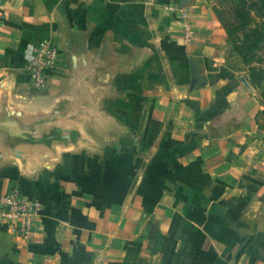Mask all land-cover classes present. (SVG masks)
I'll list each match as a JSON object with an SVG mask.
<instances>
[{
	"label": "crops",
	"instance_id": "crops-1",
	"mask_svg": "<svg viewBox=\"0 0 264 264\" xmlns=\"http://www.w3.org/2000/svg\"><path fill=\"white\" fill-rule=\"evenodd\" d=\"M169 4L1 1L11 97L47 102L90 63L112 119L88 129L95 150L0 161V191L39 206L26 237L0 223V264H264V111L206 1L185 5L187 40ZM41 41L57 55L34 89L23 66Z\"/></svg>",
	"mask_w": 264,
	"mask_h": 264
},
{
	"label": "water",
	"instance_id": "water-1",
	"mask_svg": "<svg viewBox=\"0 0 264 264\" xmlns=\"http://www.w3.org/2000/svg\"><path fill=\"white\" fill-rule=\"evenodd\" d=\"M190 1L178 0V6ZM72 64L75 65V59ZM92 73L90 63L85 69L73 71L67 92L47 102L13 99L14 78L11 73L3 76L0 79V161L12 159L22 171H28L38 163L52 165L62 151L97 149L98 144L88 129L99 132L101 123L112 116L98 106L104 87L89 82ZM239 78L249 87L242 75Z\"/></svg>",
	"mask_w": 264,
	"mask_h": 264
},
{
	"label": "rangeland",
	"instance_id": "rangeland-1",
	"mask_svg": "<svg viewBox=\"0 0 264 264\" xmlns=\"http://www.w3.org/2000/svg\"><path fill=\"white\" fill-rule=\"evenodd\" d=\"M222 17L231 46H238L248 88L264 111V4L261 0H205ZM218 19V18H217ZM249 75L254 79L249 81Z\"/></svg>",
	"mask_w": 264,
	"mask_h": 264
},
{
	"label": "built area",
	"instance_id": "built-area-1",
	"mask_svg": "<svg viewBox=\"0 0 264 264\" xmlns=\"http://www.w3.org/2000/svg\"><path fill=\"white\" fill-rule=\"evenodd\" d=\"M0 0V27L2 26V7ZM169 11L179 15L184 27V39L190 35L188 28V12L186 6L176 4L166 5ZM57 49L46 41L33 45L28 59L24 63V72L30 86L34 89H43L46 86V70L54 61ZM39 206L37 202L22 195L15 188L0 191V223H4L12 231L26 237L30 231L32 219L37 215Z\"/></svg>",
	"mask_w": 264,
	"mask_h": 264
},
{
	"label": "trees",
	"instance_id": "trees-1",
	"mask_svg": "<svg viewBox=\"0 0 264 264\" xmlns=\"http://www.w3.org/2000/svg\"><path fill=\"white\" fill-rule=\"evenodd\" d=\"M261 1L264 4V0H261ZM216 16H217L219 22L222 24L223 28L225 29V24L222 23V17H219V15H216ZM232 47L239 53V55H241L238 46H232ZM249 81H250V83H253L254 82V79H253V77L251 75H249ZM263 98H264V93H263Z\"/></svg>",
	"mask_w": 264,
	"mask_h": 264
}]
</instances>
